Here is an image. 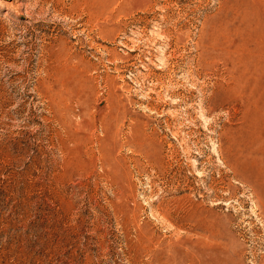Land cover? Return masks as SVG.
I'll list each match as a JSON object with an SVG mask.
<instances>
[{
	"label": "rangeland",
	"instance_id": "1",
	"mask_svg": "<svg viewBox=\"0 0 264 264\" xmlns=\"http://www.w3.org/2000/svg\"><path fill=\"white\" fill-rule=\"evenodd\" d=\"M90 2L0 0V264H264V0Z\"/></svg>",
	"mask_w": 264,
	"mask_h": 264
},
{
	"label": "bare ground",
	"instance_id": "2",
	"mask_svg": "<svg viewBox=\"0 0 264 264\" xmlns=\"http://www.w3.org/2000/svg\"><path fill=\"white\" fill-rule=\"evenodd\" d=\"M90 1L92 2V4L97 3V2H96L97 0H90ZM242 1H243V0H242ZM254 1H256V0H254ZM258 1H259V0H258ZM91 2H90V3H91ZM244 2H245V1H244ZM252 2H253V1H252ZM245 3H246V2H245ZM249 3H250V2H249ZM249 3H248V4H249ZM254 3L256 4V2H254ZM106 5H107V2H106V1H103V6H106ZM241 5H242V4H241ZM251 5H252V3H251ZM247 6H248V5H247V3H246V7H247ZM240 7H241V6H240ZM243 7H245V5H244ZM246 7H245V8H246ZM245 8H244L243 10H246V9H247V8H246V9H245Z\"/></svg>",
	"mask_w": 264,
	"mask_h": 264
}]
</instances>
